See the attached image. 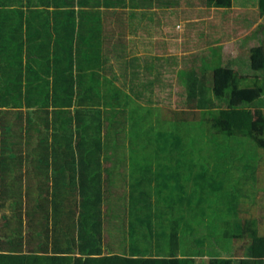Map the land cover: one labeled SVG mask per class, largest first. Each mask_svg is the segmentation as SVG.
Listing matches in <instances>:
<instances>
[{"label": "trees", "instance_id": "1", "mask_svg": "<svg viewBox=\"0 0 264 264\" xmlns=\"http://www.w3.org/2000/svg\"><path fill=\"white\" fill-rule=\"evenodd\" d=\"M199 1L209 6L216 0ZM179 2L0 0L2 42H25L12 34L23 23L24 6L40 9L30 13L32 18L54 7L53 22L48 14L47 24L40 25L44 42L53 46L39 47L25 62L19 48L16 53L6 45L0 63V264H197L210 254V238L192 239L191 250L180 252L182 230L198 216L200 225L204 217L210 219L207 206L225 199L229 169L203 164L200 179L190 184L184 161H193L195 148L217 149L234 168L236 161L228 156L233 143L242 149L254 142L264 149V115L251 107L264 93L261 79L243 85L247 76L238 79L216 59L200 75L188 72V103L180 110L169 109L165 97L155 94L161 83L167 85L160 75L142 87L134 78L123 85L147 104L141 108L127 110L122 92L113 95L120 101L117 108H105L96 91L97 68L103 63L99 46L110 35L106 22L125 14L131 18L137 9L154 16L155 7L171 11ZM260 7L264 11V0ZM40 32L29 23L28 37ZM248 60L251 71H264V42L250 49ZM208 87L228 104L226 109L208 101ZM248 176L242 171L237 184L246 188L253 178ZM236 189L234 183V199ZM217 211L208 222L211 238L217 236ZM159 216H168L166 222ZM135 219L141 232L127 235L125 225ZM235 235L242 258L209 255L208 264H264V235L248 224ZM162 241L171 252L152 257L153 248L155 253L157 247L168 248Z\"/></svg>", "mask_w": 264, "mask_h": 264}, {"label": "rangeland", "instance_id": "2", "mask_svg": "<svg viewBox=\"0 0 264 264\" xmlns=\"http://www.w3.org/2000/svg\"><path fill=\"white\" fill-rule=\"evenodd\" d=\"M129 7L132 9L131 6ZM159 9L155 7L154 16L151 15V10L145 12L141 9H137L136 15L134 14L135 16L131 18L126 14L123 15L121 21L114 25L115 29L111 36L106 35L99 46L103 63L97 68L100 82L96 85V91H99L102 96L101 100L105 108L114 109L119 106L120 101L113 98L115 92H122L121 100L127 99V110L135 105L140 108L146 106L145 102L135 99L132 92L128 88L125 89L123 85L134 78L135 84L142 87L141 84L145 85L160 75L167 85L161 83L160 91L154 89L155 94L160 93L165 97L169 109H184L188 103L185 84L188 72L194 70L200 75L210 68L216 59H219L221 66L228 69L226 72L236 73L235 76L238 79L247 76V80H242V84L256 81L255 77H259L264 88V71H251L248 60L250 49L264 42V11L261 10L260 0H216L209 6L201 5L199 0H180L179 5L171 11L163 12ZM119 12H122V9H119ZM151 17L155 19L150 24ZM0 57L3 58V55L1 54ZM124 60H134V67L126 68ZM158 60L163 61L162 64L159 65ZM153 63L156 66H151ZM33 65L37 68L36 62H33ZM207 99L221 109L228 107L226 102L215 97L209 87ZM263 104L264 93L251 107L264 115ZM246 106L248 105L241 104L239 107ZM160 108L162 107L157 109L159 112ZM26 122L28 123L27 120ZM185 130L183 127L180 128L181 132ZM242 149L237 143H233V147L229 148L228 156L236 161L234 168L230 160L220 158L217 149L208 152L207 149L199 151L195 148L190 156L193 161H184L183 172L191 176L190 184L195 179H200L203 164L219 169H229L224 177L225 199L216 207L215 205L207 206V212L212 214L210 219L204 217V224L200 225L198 221L202 218L198 216L193 220L194 222H191L192 227H183L185 239L181 240L180 252L191 250L192 239L204 238L207 241L210 238L211 243L208 241L206 243L212 246L208 250L210 254L196 259L197 264H208L209 255L221 254L222 257H226L225 254H233L231 256L235 258H242L245 254L244 249L239 248L240 239L235 235L241 233L242 224H248L258 231L259 235H264V149L258 148L254 142L243 146ZM154 150L152 148V151ZM149 151L151 152L150 148ZM242 171H246L249 178L253 177L248 181L246 188L237 184V181L242 179ZM234 183L238 193L236 199L231 193ZM215 208L218 209L215 214L219 218L218 231H215L217 236L211 238L208 236L211 232L208 222L214 216ZM162 210L164 209L160 210V214ZM1 213L2 210L0 215ZM146 216L143 217L144 220ZM166 217L168 216L161 217V220L165 221ZM187 220H189L188 216ZM137 221V219L134 222L127 221L125 225L127 235L140 234L141 230L138 228ZM111 231L110 228L109 234ZM162 244L167 245L165 241H162ZM136 245H143V242L136 240ZM171 248L172 246H169L161 251L160 247H157V253L154 251L155 248L150 250V253L152 257H167ZM133 252L136 250L133 249Z\"/></svg>", "mask_w": 264, "mask_h": 264}, {"label": "crops", "instance_id": "3", "mask_svg": "<svg viewBox=\"0 0 264 264\" xmlns=\"http://www.w3.org/2000/svg\"><path fill=\"white\" fill-rule=\"evenodd\" d=\"M25 5H27L26 4V1H25ZM3 9L4 8L0 6V20H1V15H2L1 13H2ZM53 9H54L53 5H50V7L46 9V13H48L49 16H50L49 17V23H52L53 22V19H54V11H53ZM22 10L24 11V20H23V23H21L19 26H17V29H16L17 31H15V33H12V34H13V36L14 35H22L23 38H24V40H25V42H2V37H1V28L2 27L0 26V56H1V54L3 55V57L5 56L4 55L5 54V52H4V46H6V45H12L13 46L12 51L14 50V52H16L15 50L17 48H19L17 52L21 53L22 56H23L24 61L27 62L28 61L27 60V57L29 55H32L34 50L38 49L41 46H43L45 48L52 47L53 46V42H50V43L49 42H44V39L47 38L46 37L47 35L43 31L44 28H42V26H40L41 23H43V25H46L47 24L46 20H47V15L48 14H44V15H42L40 17H34L33 16V18H32V17H30V13H34L37 10H40V9H37V8L35 9V7L29 8L27 6H24ZM160 11L167 12L168 10L161 9ZM117 22H119V21H117V20H114V21L113 20L112 21L109 20L108 22H106L107 23L106 24L107 25V28H106L107 31H108V28H110L109 29V34H110L109 36H111L112 32H114L113 31L115 29V26L114 25H116ZM29 23H30V25L32 27V31H33V28H38L41 31L39 34H37L34 37L32 36L31 38L27 36V34L29 32ZM25 36H27V37H25ZM114 43L122 44L123 42H114ZM1 59H2V57H0V63H1ZM127 61H129V60H124V63L127 62ZM126 68H128V67H126ZM127 82L130 83V81H127ZM138 86H135L134 88L137 89ZM128 89L132 92V95H133V91H132V89H131L130 86H128ZM158 219H161V217L159 216Z\"/></svg>", "mask_w": 264, "mask_h": 264}]
</instances>
